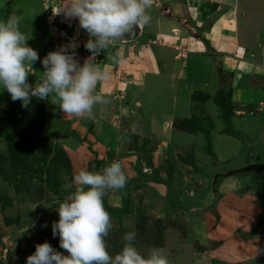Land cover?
Listing matches in <instances>:
<instances>
[{
  "label": "rangeland",
  "instance_id": "374dc122",
  "mask_svg": "<svg viewBox=\"0 0 264 264\" xmlns=\"http://www.w3.org/2000/svg\"><path fill=\"white\" fill-rule=\"evenodd\" d=\"M15 1L19 7L32 1L34 25L28 24V11L18 10L19 16L9 8ZM176 1L179 37L190 35L206 51L186 56L184 47H175L180 58L175 73L167 75V69L152 73L139 61L138 48L112 53L109 46L96 57L109 73L98 84L107 86L100 94L109 102L95 105L91 118L63 114L54 95L34 97L22 108L0 88V264H25L45 241L67 254L52 236L59 218L55 207L74 191V184L66 186L80 169L100 171L113 161L122 164L127 182L103 197L113 225L105 237L110 254L134 230L142 254L161 248L169 264H264V176L243 172L214 183L216 174L246 164L248 155L253 160L248 162H264V0ZM160 2L167 7L160 14L172 17L170 1ZM59 6L60 0H0V19L16 15L41 58L73 36L78 55L87 57V33L71 35L66 27L77 20L53 17ZM155 23L166 29L158 17ZM212 27L215 45L217 31L226 27L230 52L209 43L206 32ZM232 44L246 49L241 59L243 48L239 52ZM32 67L28 80L35 84L43 67L39 61ZM120 102L127 112L121 117ZM138 107L146 109L149 129L131 122ZM192 117L197 125L189 122Z\"/></svg>",
  "mask_w": 264,
  "mask_h": 264
},
{
  "label": "clouds",
  "instance_id": "9594fccd",
  "mask_svg": "<svg viewBox=\"0 0 264 264\" xmlns=\"http://www.w3.org/2000/svg\"><path fill=\"white\" fill-rule=\"evenodd\" d=\"M151 6L152 0H60L53 17L62 14L65 20L76 19L87 33L83 47L90 55L83 63L77 58L80 44L76 36L41 58L28 45L30 37L20 30L16 15L0 19V88L7 90L13 102L19 100L22 108H28L34 97L49 100L54 95L63 114L91 118L95 105L109 102L97 90L99 83L109 79V73L96 57L112 43L130 38L139 27L149 25L147 10ZM37 61L43 67L42 77L33 84L28 78ZM126 182L119 161L100 171L80 169L73 183L66 186L74 184V191L55 207L59 218L51 226L52 236L59 237V247L67 254L45 241L35 245L25 264H169L161 248L142 254L135 244L134 230L125 233L118 253L112 255L107 250L105 237L113 225L103 197L108 190L123 188Z\"/></svg>",
  "mask_w": 264,
  "mask_h": 264
},
{
  "label": "crops",
  "instance_id": "0c3cea01",
  "mask_svg": "<svg viewBox=\"0 0 264 264\" xmlns=\"http://www.w3.org/2000/svg\"><path fill=\"white\" fill-rule=\"evenodd\" d=\"M167 1H170L169 2L170 6H169L168 10H171V8H174V11L171 10L172 13H173L172 17H170L168 19L163 17L160 13H163L167 9V7L165 8V6L162 5L163 3H161L160 0H157V1L156 0H152V6L147 10V11H151L149 13V15L151 17V21H150L149 25L141 26L140 29L138 28L136 30V32L130 38H127V39H124V40H120V41H116V42L112 43L111 45H113V48L111 49V52L112 53H114V52L115 53H121L125 46H127L131 50H135L134 48H136V49L138 48V52H137L138 56H137V58L139 59V61H141V60L145 61L147 63L146 65L147 66L149 65L148 67H149V69L151 70L152 73L158 72L161 67L164 68V69H167L168 70L167 71V73H168L167 75L175 73L176 69L174 68L175 67L174 64L176 63L177 59L180 58V57L176 56V53H174V50H176L175 47H182V48L184 47L185 49L183 50L184 51L183 54H186V56H187V53H193V52H195V53H202L203 52L204 53L206 50L203 47H200V45H198V43L202 44V42H198L196 40L191 41V39L193 37L189 38L190 35H188L186 38H184V41L179 37V34L177 32V28L175 27V24H176L175 21L177 19H175L174 17L177 16V18H178V16H180L179 15L180 12H179V9H178L180 6H179V4H178V2L176 0H167ZM227 2H229V0H227ZM171 3H173V4L171 5ZM190 3H192V0H190ZM8 6H9V8H12L14 10V12L16 11L17 12L16 15L18 14L19 16L20 15L22 16L21 13H25L26 11H28L29 16H30V20H31V21L29 20L28 24L34 25L36 23L35 19H33L34 18L33 13H35V11H32V9H33L32 8L33 7L32 1H31L30 6L23 4V5H21L19 7V3L16 2V1H15V3H12V4L8 5ZM190 6L191 7L193 6L194 8H198V14L200 13V11H202V6H199L197 4L196 5H193V4L191 5L190 4ZM193 7H192V9H193ZM209 7L213 8V5L209 6ZM207 9L208 8H206L204 10L207 11ZM18 10H20V12H21V10H23V12L18 13ZM160 10H161V12H160ZM174 12H176V14ZM157 17H158V19L161 22L164 21V23L167 25L165 30L163 29V31H160V30L157 29L158 28V24L155 23V21L157 20ZM200 22H201V20H200ZM69 26H71V27L67 26L66 29L67 28L69 29V33L71 35L74 34L75 32L78 33V31L80 33H82V32L86 33L83 29H81L79 27L78 20L74 21V23L72 22L71 25H69ZM214 28L215 27H212L211 30L206 32V35L208 36L207 39L209 40V43H211V44H212V39L211 38L214 37V36H212ZM64 32L65 31H63V33ZM217 33H218V38H219V36L221 38L218 39L216 45L215 44H212V45L216 46L218 48L219 44L221 43L222 45H224L223 46L225 48L224 50H228L227 52H230L229 49H230V46H231L230 44L231 43L229 41H232V40H231V38L228 37L229 33H228L226 27H220V31H217ZM186 35H187V33H186ZM222 35L224 37H227L226 41L224 39H222ZM132 39H134V40H132ZM232 46H236V44H234V45L232 44ZM180 52L181 51H178V53H180ZM224 52H226V51H224ZM85 54L87 56L90 55V53L87 50H86ZM155 56H157V57L155 58ZM169 56H170V61L167 60ZM78 57H80L81 59L82 58L83 59L86 58V57H83L82 54L78 55ZM184 57H185V55H184ZM163 59H165V60H163ZM178 62H179V60H178ZM170 64H172V65L168 66ZM190 68H192V67H190ZM171 77H172V75H171ZM197 77H201V76L197 75ZM104 87L107 88V86H105L103 83H102V86L98 85L97 86L98 92L101 93V91L104 90ZM262 101L264 102L263 98H262ZM120 103L121 104L119 105L120 109H119L118 113H120V117H121V116H124L125 113H127V112H126V109L123 108V106H126V105L124 103H122V102H120ZM107 112H111V111H109V109H108ZM115 113L116 112L111 113V116L115 115ZM146 113H147L146 109L143 110V108H141V107L139 108L138 107V111L136 112L135 117H134V119L136 121L133 119V121L131 120V122H133V123L135 122V125L136 124H141L142 126L148 127V129H149L150 118L147 117ZM108 115L109 114H107V116ZM144 115H145V120L144 119H140L141 117L144 118ZM151 116H152V114H151ZM144 121H145V123H144ZM125 122H127V120H125ZM109 123L111 124V122H109ZM133 123H131L132 126H133ZM191 124H193V123H191ZM114 130L116 132H118V129L114 128ZM251 159L252 158H250V156L248 155V157L246 159L247 163H257V162H248V161H253ZM263 164H264V162H263ZM243 165H245V164H243ZM256 174H258V175H256ZM253 175H255V176H264V172H257V173H254ZM246 177H252V175H249V176H246ZM241 179H245V177H241ZM190 210H192V209H190Z\"/></svg>",
  "mask_w": 264,
  "mask_h": 264
},
{
  "label": "water",
  "instance_id": "95a60500",
  "mask_svg": "<svg viewBox=\"0 0 264 264\" xmlns=\"http://www.w3.org/2000/svg\"><path fill=\"white\" fill-rule=\"evenodd\" d=\"M263 171L264 172V164L263 163H247L243 166L234 168V169H230L227 172L224 173H218L214 176V183H215V179L218 176H228V175H234L237 173H243V172H248V171Z\"/></svg>",
  "mask_w": 264,
  "mask_h": 264
},
{
  "label": "trees",
  "instance_id": "16d2710c",
  "mask_svg": "<svg viewBox=\"0 0 264 264\" xmlns=\"http://www.w3.org/2000/svg\"><path fill=\"white\" fill-rule=\"evenodd\" d=\"M242 40V39H241ZM244 47V46H243ZM245 49V48H244ZM254 53L256 52V50L257 49H252V48H250ZM224 105H226L227 103L225 102V103H223ZM222 104V105H223ZM221 112H222V114H223V117L225 118L226 117V114H227V112H225V109L223 108V109H221ZM226 119V118H225ZM190 123H193V124H195V125H197L196 124V122H195V118H193V119H190V121H189ZM199 127V126H198ZM257 172H262V171H248V172H244L241 176H243V175H247V174H253V173H257ZM239 174V173H238ZM241 174V173H240ZM218 178H220L219 176H218ZM216 181V180H215ZM217 191V190H216ZM30 245L32 246V247H34L33 246V244L32 243H30Z\"/></svg>",
  "mask_w": 264,
  "mask_h": 264
},
{
  "label": "bare ground",
  "instance_id": "6f19581e",
  "mask_svg": "<svg viewBox=\"0 0 264 264\" xmlns=\"http://www.w3.org/2000/svg\"><path fill=\"white\" fill-rule=\"evenodd\" d=\"M232 1H234V0H232ZM139 29H140V27H139ZM236 46H237V45H236ZM236 46H235V48H236ZM241 47L243 48V51H242L241 53H238V54H240V55L238 56V58H240V59H241V55H242V54L245 55V50H246V49H244V47H243L242 45H240V46L237 47V49H239V52L241 51ZM244 55H243V57H244ZM236 56H237V55H236ZM243 57H242V58H243Z\"/></svg>",
  "mask_w": 264,
  "mask_h": 264
}]
</instances>
